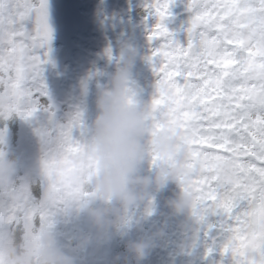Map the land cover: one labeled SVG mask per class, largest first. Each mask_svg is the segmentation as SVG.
Wrapping results in <instances>:
<instances>
[{"label": "snow or ice", "instance_id": "obj_1", "mask_svg": "<svg viewBox=\"0 0 264 264\" xmlns=\"http://www.w3.org/2000/svg\"><path fill=\"white\" fill-rule=\"evenodd\" d=\"M172 3L148 5L156 17L148 39L162 40L148 57L157 77L149 102L153 124L158 129L165 114L187 132L197 222L222 214L215 225L228 234L222 253L234 264H264V0H186L193 15L184 45L164 23ZM32 13L29 32L24 21ZM51 38L47 0H0V122L16 116L34 124L39 144L29 171L22 175L16 166L0 174V228L52 231L58 216L93 195L85 187L90 164L83 112L60 122L55 106L45 103L47 52L41 50ZM6 132L0 128V156L8 153ZM223 162L236 170L230 183L217 172Z\"/></svg>", "mask_w": 264, "mask_h": 264}, {"label": "clouds", "instance_id": "obj_2", "mask_svg": "<svg viewBox=\"0 0 264 264\" xmlns=\"http://www.w3.org/2000/svg\"><path fill=\"white\" fill-rule=\"evenodd\" d=\"M140 55L130 39L121 40L115 70L96 94L95 115L87 125L90 172L85 185L93 195L66 218L62 239L54 230L0 228L2 264H82L91 244L133 230L144 234L127 239L123 253L112 257L111 264H142L165 237L166 221L151 229L145 225L157 210L156 194L170 184L176 190L165 199L168 211L161 215L182 218L181 228L194 221L188 135L165 114L158 118L160 127L154 126L151 105L140 98L133 82ZM161 92L167 90L161 86ZM16 166L13 154L0 156V174ZM217 172L229 183L236 175L228 162L221 163Z\"/></svg>", "mask_w": 264, "mask_h": 264}, {"label": "flooded vegetation", "instance_id": "obj_3", "mask_svg": "<svg viewBox=\"0 0 264 264\" xmlns=\"http://www.w3.org/2000/svg\"><path fill=\"white\" fill-rule=\"evenodd\" d=\"M152 2L47 0L52 38L46 48L41 50L47 52V62L42 65V78L50 97V100L45 99V103L50 102L55 106L56 117L60 122H65L72 113L80 110L88 125L95 115L96 94L107 84L109 75L115 70L118 43L123 39H130L140 48L141 55L133 70V82L140 98L150 102L157 77L148 57L151 49L162 43L159 39H148L156 23V17L148 14V5ZM192 15L187 10L186 0H173L164 21L173 39L182 45L187 43L186 29ZM24 24L32 32L35 28V14H30ZM0 128L7 129V151L16 157L17 167L23 175L39 159L34 124L12 116L0 122ZM22 131L24 134H21ZM24 135H27L25 139L22 138ZM175 190V185L170 184L156 194L157 210L145 227L151 229L153 224L159 225L166 221V234L142 264H234L231 254L221 251L228 234L215 225L223 221L222 214L209 213L204 222L194 219L185 228H181L182 218L161 215L168 211L164 207L165 199L171 197ZM36 195L39 197L38 191ZM71 213L56 219L53 230L61 239L66 230V218ZM143 234L133 230L124 236L106 238L104 243L94 242L84 253L82 264H111L112 257L123 253L127 239H135Z\"/></svg>", "mask_w": 264, "mask_h": 264}, {"label": "rangeland", "instance_id": "obj_4", "mask_svg": "<svg viewBox=\"0 0 264 264\" xmlns=\"http://www.w3.org/2000/svg\"><path fill=\"white\" fill-rule=\"evenodd\" d=\"M6 134H7V133H6ZM21 134H24V132L22 131V132H21ZM26 136H27V135H24L22 138H24V139H25V138H26ZM21 144H22V143H21ZM21 144H20V145H21Z\"/></svg>", "mask_w": 264, "mask_h": 264}]
</instances>
